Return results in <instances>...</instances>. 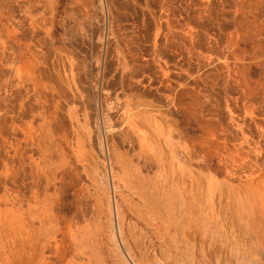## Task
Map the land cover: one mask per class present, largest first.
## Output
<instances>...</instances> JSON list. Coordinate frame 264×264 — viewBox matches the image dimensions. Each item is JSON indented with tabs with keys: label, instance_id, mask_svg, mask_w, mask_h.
Masks as SVG:
<instances>
[{
	"label": "rangeland",
	"instance_id": "rangeland-1",
	"mask_svg": "<svg viewBox=\"0 0 264 264\" xmlns=\"http://www.w3.org/2000/svg\"><path fill=\"white\" fill-rule=\"evenodd\" d=\"M0 264H264V0H0Z\"/></svg>",
	"mask_w": 264,
	"mask_h": 264
},
{
	"label": "bare ground",
	"instance_id": "bare-ground-1",
	"mask_svg": "<svg viewBox=\"0 0 264 264\" xmlns=\"http://www.w3.org/2000/svg\"><path fill=\"white\" fill-rule=\"evenodd\" d=\"M127 167V166H126ZM138 183V182H137ZM136 189V188H135ZM153 193V192H152ZM150 192L145 191H140L139 192V197L146 202L147 205L153 208V202L156 199V196ZM166 196V195H164ZM161 197V196H160ZM164 198V197H163ZM164 201V200H163ZM182 201V200H181ZM155 205V204H154ZM155 208V207H154ZM25 215V214H24ZM26 216V215H25ZM29 225V224H28ZM31 229V228H30ZM37 234V233H36ZM23 238V237H22ZM22 241V240H21ZM19 259V258H18Z\"/></svg>",
	"mask_w": 264,
	"mask_h": 264
}]
</instances>
